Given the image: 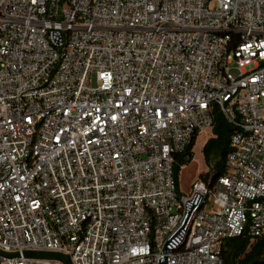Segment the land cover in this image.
<instances>
[{
    "label": "built area",
    "instance_id": "obj_1",
    "mask_svg": "<svg viewBox=\"0 0 264 264\" xmlns=\"http://www.w3.org/2000/svg\"><path fill=\"white\" fill-rule=\"evenodd\" d=\"M216 110L227 173L185 195ZM234 239L264 240V0H0V264H227Z\"/></svg>",
    "mask_w": 264,
    "mask_h": 264
},
{
    "label": "trees",
    "instance_id": "obj_2",
    "mask_svg": "<svg viewBox=\"0 0 264 264\" xmlns=\"http://www.w3.org/2000/svg\"><path fill=\"white\" fill-rule=\"evenodd\" d=\"M215 124L213 127L214 137L204 148V156L207 166L212 168L214 179L223 177L227 173V158L232 151L233 127L218 110L214 113ZM199 135H196L189 149L178 157L175 165V175L180 190V174L183 168L193 162L195 146ZM203 177V176H202ZM225 258H231L234 264H264V240L251 243L248 239H234L227 245Z\"/></svg>",
    "mask_w": 264,
    "mask_h": 264
},
{
    "label": "rangeland",
    "instance_id": "obj_3",
    "mask_svg": "<svg viewBox=\"0 0 264 264\" xmlns=\"http://www.w3.org/2000/svg\"><path fill=\"white\" fill-rule=\"evenodd\" d=\"M212 130L200 134L196 142L193 162L187 165L181 171L180 189L181 192L185 195L192 192L194 184L199 179H203L206 183H211L214 179V174L211 171L212 168L210 166H207L203 152L209 141L214 137V133ZM207 209L208 208L206 207V210Z\"/></svg>",
    "mask_w": 264,
    "mask_h": 264
},
{
    "label": "water",
    "instance_id": "obj_4",
    "mask_svg": "<svg viewBox=\"0 0 264 264\" xmlns=\"http://www.w3.org/2000/svg\"><path fill=\"white\" fill-rule=\"evenodd\" d=\"M26 256L33 259L59 261L62 262L63 264H72L70 257L58 253H27ZM228 264H234L231 258L228 259ZM254 264H263V263L257 262Z\"/></svg>",
    "mask_w": 264,
    "mask_h": 264
},
{
    "label": "crops",
    "instance_id": "obj_5",
    "mask_svg": "<svg viewBox=\"0 0 264 264\" xmlns=\"http://www.w3.org/2000/svg\"><path fill=\"white\" fill-rule=\"evenodd\" d=\"M199 136H200V134H199ZM199 136H198V137H199ZM180 191H181V189H180Z\"/></svg>",
    "mask_w": 264,
    "mask_h": 264
}]
</instances>
